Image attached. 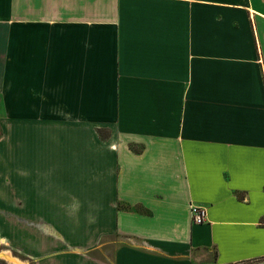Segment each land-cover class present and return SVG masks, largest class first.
Returning <instances> with one entry per match:
<instances>
[{"label":"crops","instance_id":"0c3cea01","mask_svg":"<svg viewBox=\"0 0 264 264\" xmlns=\"http://www.w3.org/2000/svg\"><path fill=\"white\" fill-rule=\"evenodd\" d=\"M0 106L36 264H264V0H0Z\"/></svg>","mask_w":264,"mask_h":264},{"label":"rangeland","instance_id":"374dc122","mask_svg":"<svg viewBox=\"0 0 264 264\" xmlns=\"http://www.w3.org/2000/svg\"><path fill=\"white\" fill-rule=\"evenodd\" d=\"M3 117L0 109V137L3 132ZM6 215V211H0V218L4 219L0 221V264H14L13 260L21 262L22 264H36V259L32 260L27 258L26 254L22 251V227H15L13 231L12 227H8L7 225ZM16 248L20 251H17Z\"/></svg>","mask_w":264,"mask_h":264},{"label":"built area","instance_id":"2783aa9c","mask_svg":"<svg viewBox=\"0 0 264 264\" xmlns=\"http://www.w3.org/2000/svg\"><path fill=\"white\" fill-rule=\"evenodd\" d=\"M190 211H191L192 221L194 223H201L205 220V210L203 207L192 204Z\"/></svg>","mask_w":264,"mask_h":264},{"label":"trees","instance_id":"16d2710c","mask_svg":"<svg viewBox=\"0 0 264 264\" xmlns=\"http://www.w3.org/2000/svg\"><path fill=\"white\" fill-rule=\"evenodd\" d=\"M98 133L99 135L103 138L106 137L108 135V132L106 130L103 129H98ZM130 148L135 151V152H139L140 149L136 146V145H130Z\"/></svg>","mask_w":264,"mask_h":264},{"label":"bare ground","instance_id":"6f19581e","mask_svg":"<svg viewBox=\"0 0 264 264\" xmlns=\"http://www.w3.org/2000/svg\"><path fill=\"white\" fill-rule=\"evenodd\" d=\"M9 258H10V257H9ZM13 262H14V264H22L21 262L14 261V260H13Z\"/></svg>","mask_w":264,"mask_h":264}]
</instances>
